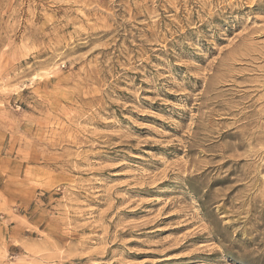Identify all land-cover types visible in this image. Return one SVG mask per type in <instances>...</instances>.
I'll return each mask as SVG.
<instances>
[{"label": "rangeland", "instance_id": "1", "mask_svg": "<svg viewBox=\"0 0 264 264\" xmlns=\"http://www.w3.org/2000/svg\"><path fill=\"white\" fill-rule=\"evenodd\" d=\"M0 264H264V0H0Z\"/></svg>", "mask_w": 264, "mask_h": 264}]
</instances>
